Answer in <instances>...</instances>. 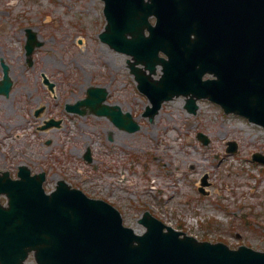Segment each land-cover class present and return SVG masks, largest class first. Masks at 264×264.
<instances>
[{
  "label": "rangeland",
  "instance_id": "rangeland-1",
  "mask_svg": "<svg viewBox=\"0 0 264 264\" xmlns=\"http://www.w3.org/2000/svg\"><path fill=\"white\" fill-rule=\"evenodd\" d=\"M103 6L102 0H0V58L14 79L12 95L0 96V168L14 176L21 163L46 169L47 189L60 175L114 203L134 228L143 229L139 219L150 210L199 239L264 250V165L252 159L264 154V127L207 99L189 113L184 97L164 103L151 122L128 55L100 39ZM27 28L42 42L33 65L25 55ZM43 73L55 83V96L43 87ZM91 85L106 87L108 101L130 111L141 128L127 132L106 116L68 111ZM38 105L45 106L40 117L32 113ZM51 116L61 127L39 131ZM229 140L238 143L236 153L227 152ZM89 148L92 162L84 158ZM205 177L207 194L199 190ZM26 264L36 263L30 257Z\"/></svg>",
  "mask_w": 264,
  "mask_h": 264
},
{
  "label": "water",
  "instance_id": "water-1",
  "mask_svg": "<svg viewBox=\"0 0 264 264\" xmlns=\"http://www.w3.org/2000/svg\"><path fill=\"white\" fill-rule=\"evenodd\" d=\"M105 1L108 23L101 38L136 56L130 66L153 104L145 112L151 119L165 100L184 94L192 112L199 98L209 97L227 113L264 125V0H234L232 22L223 16L221 26L217 22L222 12L214 17L215 24L206 13L216 0ZM151 15L157 17L156 26L150 25ZM145 28L150 29L148 36ZM160 50L170 58H159ZM138 62L151 72L162 63V78L151 81L136 67ZM207 72L218 79L203 80ZM11 84L6 73L0 92L9 94ZM106 95L105 88L91 87L89 97L79 104L109 115L131 132L139 129L130 112L103 104ZM76 110L86 111L78 106ZM236 150V143L230 142L229 151ZM255 158L264 162L261 155ZM19 176L12 179L9 172H0V195L9 200L7 206L0 202V264H24L31 251L38 264H264L263 251L199 241L149 212L141 219L148 230L136 235L112 204L89 198L64 180L47 194L45 174L31 176L27 167H21Z\"/></svg>",
  "mask_w": 264,
  "mask_h": 264
},
{
  "label": "flooded vegetation",
  "instance_id": "flooded-vegetation-1",
  "mask_svg": "<svg viewBox=\"0 0 264 264\" xmlns=\"http://www.w3.org/2000/svg\"><path fill=\"white\" fill-rule=\"evenodd\" d=\"M10 70H11V67H10ZM0 72L2 73L3 72V67H2V64H1V61H0ZM11 74H12V72H11ZM2 76V75H1ZM52 81V80H51ZM42 84H43V87H45L48 91H49V93L51 94V95H53V96H55V91H54V93H52L51 91H50V89H48V87L45 85V83H44V79H43V76H42ZM11 95H12V93H11ZM10 95V96H11ZM1 97H3L4 95H0ZM9 96V97H10ZM39 102V101H38ZM39 108H43V111L45 110V106L44 105H38L35 109H34V111L32 110V113H33V115L34 116H36V117H40V115H37L36 114V112H37V110L39 109ZM43 111L41 112V114L43 113ZM50 119H59V118H57V117H53V116H51V117H49V118H47V119H44L43 120V122L44 121H46V120H50ZM42 125H39L38 127H41ZM8 127H10V125L8 126ZM11 128V127H10ZM54 128H56V127H54ZM52 129V128H51ZM18 135V134H17ZM22 134H19L18 136H21ZM14 139H16V138H18L17 136H15V137H13ZM35 172H36V170H34Z\"/></svg>",
  "mask_w": 264,
  "mask_h": 264
},
{
  "label": "bare ground",
  "instance_id": "bare-ground-1",
  "mask_svg": "<svg viewBox=\"0 0 264 264\" xmlns=\"http://www.w3.org/2000/svg\"><path fill=\"white\" fill-rule=\"evenodd\" d=\"M55 178L57 179V178H59V176H58V175H56V176H55Z\"/></svg>",
  "mask_w": 264,
  "mask_h": 264
}]
</instances>
